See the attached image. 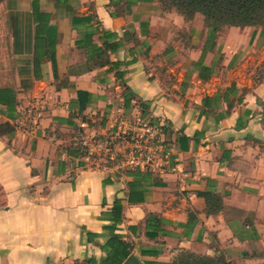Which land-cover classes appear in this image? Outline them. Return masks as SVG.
Instances as JSON below:
<instances>
[{
    "label": "crops",
    "instance_id": "crops-1",
    "mask_svg": "<svg viewBox=\"0 0 264 264\" xmlns=\"http://www.w3.org/2000/svg\"><path fill=\"white\" fill-rule=\"evenodd\" d=\"M248 53L264 68L261 27L213 41L201 14L157 0H2L0 88L17 105L0 104V264H98L115 200L113 232L142 264L180 250L264 264V77L239 67ZM133 112L163 125L168 160L85 164L78 143ZM196 190L223 208L206 214Z\"/></svg>",
    "mask_w": 264,
    "mask_h": 264
},
{
    "label": "trees",
    "instance_id": "trees-1",
    "mask_svg": "<svg viewBox=\"0 0 264 264\" xmlns=\"http://www.w3.org/2000/svg\"><path fill=\"white\" fill-rule=\"evenodd\" d=\"M2 0H0L1 2ZM163 10H175L186 20L192 19L199 13L203 17L207 27L209 39H215L218 32L229 27L259 26L264 30V0H157ZM114 49V48H111ZM128 93V92H127ZM80 100V109H83L87 103L89 94L85 91H78ZM0 104L4 105L7 111H13L17 105L15 91L11 88H0ZM126 105V104H125ZM149 125H155L163 130V125H159L157 120L152 118L144 119ZM80 142V141H79ZM80 156L83 154L84 146L78 143ZM145 169V168H144ZM148 168L145 169L147 171ZM140 167L131 169L132 174L137 173ZM196 195L203 197L206 203V214L219 212L223 208L222 197L209 190H196ZM122 204L120 200H115L111 212L112 225L108 228L112 231L111 236L104 244L106 256L98 264H121L123 260L131 253V246L121 238V235L113 232L116 223L121 220ZM151 216H147L146 222L150 221ZM148 227V226H147ZM148 235H153L147 231ZM141 253H148V250H142ZM145 264H165L157 261H145ZM168 264H234L225 258L223 254L207 255L197 254L189 250H180L173 260Z\"/></svg>",
    "mask_w": 264,
    "mask_h": 264
},
{
    "label": "rangeland",
    "instance_id": "rangeland-1",
    "mask_svg": "<svg viewBox=\"0 0 264 264\" xmlns=\"http://www.w3.org/2000/svg\"><path fill=\"white\" fill-rule=\"evenodd\" d=\"M259 27V26H255ZM243 30V29H242ZM249 30L246 32L242 31L239 33L233 34L237 38H239L240 43H247V39L245 35H248ZM236 38V39H237ZM235 42V41H234ZM236 43V42H235ZM251 47V44L249 43L247 45V48L245 51H239V55H243V53H246L248 51V48ZM255 50V49H254ZM252 51V53L254 52ZM251 52V51H250ZM252 53H248L245 55V57L242 59L240 68L247 67L252 63L250 71H253L255 75L260 77H264V68L259 66L261 63L256 62L253 64L252 62ZM238 56V58H240ZM249 68V67H248ZM251 73V72H249ZM116 116H114L115 118ZM112 119L110 123V127L108 130L104 133H94L92 137H90L87 141V144H85L83 149V154L88 158V161L86 163L91 167H101V166H111L115 167L118 164L123 165V163H126L129 160L130 157V151H131V144L134 142L133 140L136 138V134L133 133L132 129L130 128H138V125L140 121L144 120L139 117L137 113H131L127 116H124L123 119L126 120L128 123V126L126 127V130L129 127V130L127 131L130 133H126L127 135L123 136H114L111 134V129L114 123H116L119 118ZM116 120V121H115ZM146 121V120H144ZM112 124V125H111ZM156 163V162H155Z\"/></svg>",
    "mask_w": 264,
    "mask_h": 264
},
{
    "label": "built area",
    "instance_id": "built-area-1",
    "mask_svg": "<svg viewBox=\"0 0 264 264\" xmlns=\"http://www.w3.org/2000/svg\"><path fill=\"white\" fill-rule=\"evenodd\" d=\"M81 127L86 126L84 122L80 123ZM128 123L126 120L119 119L111 129V134L114 136L127 135L126 127ZM136 134L134 142L131 144V151L129 160L123 165L118 164L120 167H143L152 168L155 162L161 158L168 160L169 151L161 139V130L158 126L149 125L146 121H140L138 128H130ZM127 133V134H126ZM88 161L87 155L84 156L83 162ZM88 165V164H87Z\"/></svg>",
    "mask_w": 264,
    "mask_h": 264
},
{
    "label": "water",
    "instance_id": "water-1",
    "mask_svg": "<svg viewBox=\"0 0 264 264\" xmlns=\"http://www.w3.org/2000/svg\"><path fill=\"white\" fill-rule=\"evenodd\" d=\"M121 264H142V262L138 259L134 254H129Z\"/></svg>",
    "mask_w": 264,
    "mask_h": 264
}]
</instances>
